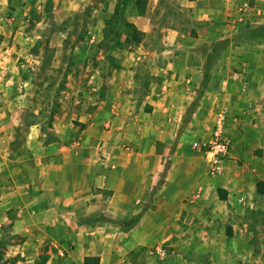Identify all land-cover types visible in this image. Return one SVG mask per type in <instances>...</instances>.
<instances>
[{
	"label": "crops",
	"instance_id": "0c3cea01",
	"mask_svg": "<svg viewBox=\"0 0 264 264\" xmlns=\"http://www.w3.org/2000/svg\"><path fill=\"white\" fill-rule=\"evenodd\" d=\"M153 1L155 7L151 9ZM241 1L149 0L144 12L138 13L135 25L145 37L152 33L146 19L152 21L162 11L172 15V20H178L181 13H188L189 23L193 22V35L183 29L167 28L165 52L163 49L145 50L146 53L159 54L160 58L164 53L177 54L167 67L155 65L153 75L160 79L150 83L152 89L147 92L145 106L149 104L152 112L145 114V122L137 116L134 118L135 112H131L132 105L140 101L135 74L130 69L121 68L120 84L125 89L129 87L128 92L122 93V102L130 103L131 109L123 115V118L127 117L123 122L124 131L116 134L111 131L106 136L110 140L106 164L88 166L87 162L78 160L82 162L77 164L76 172L71 171L72 176L63 174L55 179L44 176L42 182L48 187L41 200L49 201L44 212L59 213L56 228L74 231L70 233L71 241L67 234L53 238H64L65 242L61 244L58 240L49 241L52 246L48 244L50 252L45 264H85L88 257L99 258L100 264H138L136 257L134 260L127 255L137 254L156 242L174 248L163 264H208L210 254L203 255V250L195 254L193 243L214 248L223 230L228 231V226L234 228L232 233L236 235L234 238L232 233V236L226 233V238L237 240L235 248L243 251L242 235L248 229L240 228L232 209L217 208H231L234 194L238 192L235 189L241 186L239 190H245L243 186L246 184L238 185L234 175L230 174L231 166L241 165L249 157L253 160L252 155L259 148L264 150V35H259V30L264 29V0H249L251 10L243 21L238 14ZM135 48L138 49L136 52L145 53L142 51L144 47ZM169 71L173 72L174 79L165 77ZM204 87L210 89L205 91ZM211 89L219 90L220 95L210 94ZM212 97L215 102H220L217 108L219 131H223L224 140L230 143V154L223 161L224 173L218 177L210 174V150L203 152L204 162L209 165V176L219 179L218 188L210 186L209 180H200L196 163L201 167L200 156L203 154L192 147V140L201 138L206 130L208 135L211 133V117L216 115L217 109L214 106L209 110L200 108L199 113L207 111L205 122H195L194 128L181 131L182 119L187 112L182 105L187 103V107H193L198 99H210L211 102ZM117 100V97L113 99ZM121 107L118 105L109 111L116 112ZM150 121L161 123L162 130L149 127ZM200 127L204 128L203 132ZM1 140L6 142L4 136ZM220 190L224 195L220 196ZM244 198H240L241 204L245 202ZM100 201L106 206L99 207ZM14 210L13 216L5 214L4 222H10L11 230L17 227V231H13L17 236L30 228V220L26 224L22 214H28L30 218L36 209ZM98 215L105 219L90 221ZM114 221H122L123 233L111 231ZM131 221L133 225H129ZM90 222L97 226L96 229L89 228L87 224ZM85 227L91 230L87 233L89 235H85ZM216 232L219 234L214 235ZM114 238L122 241L113 244ZM30 240L9 246L12 255L0 253V264H13L14 261L17 264H37V259L30 256V249L37 250L40 245L34 241L29 244ZM75 245L77 249L71 252L68 247ZM25 258L28 260H23ZM219 258L221 264L227 261L223 256Z\"/></svg>",
	"mask_w": 264,
	"mask_h": 264
},
{
	"label": "rangeland",
	"instance_id": "374dc122",
	"mask_svg": "<svg viewBox=\"0 0 264 264\" xmlns=\"http://www.w3.org/2000/svg\"><path fill=\"white\" fill-rule=\"evenodd\" d=\"M131 1L126 0L129 4L123 10V17L110 25L109 20L120 0H0V242L4 241L0 253L12 255L9 246L31 239L29 244L34 241L40 245L37 250L30 249L31 258L37 259L39 264L49 257L52 246L49 241L58 240L53 238L67 234L71 241L72 229L63 231V227L56 228L60 214L44 212L49 201L43 202L41 196L48 185L46 187L42 181L45 175H50L51 179L63 174L72 176L71 171L76 172L77 164L82 162L78 160L87 162L88 166L106 164L110 141L106 136L111 131L115 134L124 131L123 122L127 117L123 118V115L131 109L130 103L122 102V93L128 92L129 87L125 89L120 84L121 68L130 69L135 74V88L140 101L132 105L134 118L137 116L144 121L145 114L152 112L150 105H145L147 92L152 89L150 83L160 79L153 75L156 73L155 65L167 67L177 54L164 53L160 58L159 54L146 53L145 50L163 49L165 52V30L177 28L192 33L193 22L189 23L188 13H181L178 20H172V15L162 11L152 21L146 19L152 33L146 34L141 44L129 43L125 22L135 25L138 21V12ZM150 7H155V1ZM135 47H144L142 51L145 53L136 52L138 49ZM165 77L171 80L174 74L169 71ZM211 93L220 95L219 90L211 89ZM116 97L120 101H113ZM203 99H198L197 102H202H195L193 107H187V103L182 105L187 112L182 119L181 131L193 127L195 122L204 123L206 110L213 106L217 109L220 104L213 97L211 102ZM118 105L122 106L119 111H109ZM192 108L198 109L193 111ZM200 108L206 112L199 113ZM217 112L218 109L211 117V133L208 135L206 130L201 138L194 139L195 144L192 140L196 152L203 154L216 140L225 139L223 131L218 128L220 116ZM153 123L150 121L148 126L162 130L161 123ZM200 128L203 132L204 128ZM3 136L5 143L1 140ZM263 152L259 148L252 155L255 159L249 157L241 165L231 166L230 174L234 175L238 185L246 184L243 186L245 190H239L241 186L235 189L238 192L234 194L231 208L217 207L232 209L240 228L248 229L242 235L243 251L235 248L237 240L226 238V233L232 236L234 229L228 226V231L224 229L223 235L216 240L215 249L210 245L193 243L195 254L201 250L205 253L203 255L210 254L206 263L221 264V259L217 258L223 256L227 258L223 264H264V195L257 193L258 184L264 183ZM204 157V154L200 156L201 167L196 163V173L200 180H209L210 186L218 188L219 179L209 176V165L205 164ZM219 194L224 195L223 190ZM241 197H245L242 204L239 202ZM100 202L99 207L106 206ZM20 208L36 209V212L30 218L28 214H22L26 224L30 220V228L15 236L13 233L17 227L11 230L12 225L4 222V218L5 214L13 216L14 209ZM5 209H8L7 213ZM102 219L105 217L98 215L90 221ZM93 222L87 225L96 229ZM121 222L114 221L111 231L123 233L125 228L120 226ZM130 224L133 225V221ZM89 228L85 227V235L91 233ZM63 239L58 240L60 244L65 242ZM121 241L114 238L112 243L118 245ZM161 245H165L169 255L172 254L173 247L156 242L127 257L134 260L136 257L138 264H163L150 254ZM68 248L72 252L77 245ZM13 264L17 263L14 261Z\"/></svg>",
	"mask_w": 264,
	"mask_h": 264
},
{
	"label": "trees",
	"instance_id": "16d2710c",
	"mask_svg": "<svg viewBox=\"0 0 264 264\" xmlns=\"http://www.w3.org/2000/svg\"><path fill=\"white\" fill-rule=\"evenodd\" d=\"M149 0H132L131 4L135 7V9L137 10L138 13H142L144 12V10L146 9L147 3ZM129 2H126V0H120V2L117 4L116 6V10L115 13L112 17L111 20H109L108 24H114V20L119 21V18L123 15V10L128 6ZM127 12V11H125ZM124 12V15L126 14ZM123 17V16H122ZM122 19V18H121ZM125 32H127L126 34V40L129 43L135 44V45H139L142 43L144 37H145V33L141 32L136 25L132 24V23H128L125 22V26H124ZM259 35H264V29L263 30H259ZM258 193L264 195V184L260 183L258 185ZM224 198V197H223ZM4 241L0 242V246H2L4 243ZM45 261H42L39 264H45L46 259H44ZM85 264H100V259L97 257H88L85 259Z\"/></svg>",
	"mask_w": 264,
	"mask_h": 264
},
{
	"label": "built area",
	"instance_id": "2783aa9c",
	"mask_svg": "<svg viewBox=\"0 0 264 264\" xmlns=\"http://www.w3.org/2000/svg\"><path fill=\"white\" fill-rule=\"evenodd\" d=\"M251 4L249 0H242L239 4L238 14L241 15V20L243 21L244 17L250 12ZM212 154V168L210 171L211 176L218 177L224 173V159L227 158L230 154V143L226 140H216L212 148L210 149ZM152 254L156 256L161 261H164L168 255L165 247L159 246L153 249Z\"/></svg>",
	"mask_w": 264,
	"mask_h": 264
}]
</instances>
